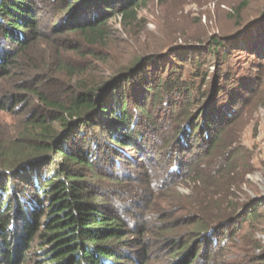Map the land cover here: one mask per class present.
I'll return each mask as SVG.
<instances>
[{"label":"trees","instance_id":"obj_1","mask_svg":"<svg viewBox=\"0 0 264 264\" xmlns=\"http://www.w3.org/2000/svg\"><path fill=\"white\" fill-rule=\"evenodd\" d=\"M149 1L0 0V81L22 77L0 111L26 112L20 135L0 140V264H128L113 189L163 154L155 165L196 198L164 262L264 264V197L239 198L252 171L244 115L264 99V1L234 15L231 33L182 36L108 69L112 27L131 37ZM43 42L57 54L35 51ZM240 53L247 71L229 65Z\"/></svg>","mask_w":264,"mask_h":264},{"label":"rangeland","instance_id":"obj_2","mask_svg":"<svg viewBox=\"0 0 264 264\" xmlns=\"http://www.w3.org/2000/svg\"><path fill=\"white\" fill-rule=\"evenodd\" d=\"M261 1L264 0H150L139 15L141 26L131 37L125 36L119 25L112 27L113 41L107 53L108 69L115 64L126 63L136 52L170 44L174 40H180L182 36L188 41L196 42L206 41L213 33H231L234 31L232 24L234 15L248 19ZM231 5L240 6L242 9L239 8L240 11L235 12L231 10ZM53 13L55 12L49 11L47 18L51 20ZM48 26L51 27L52 23L47 24ZM49 34L54 35L51 32ZM41 49L53 55L57 54L56 51H50L44 42L34 50L39 52ZM58 54L74 56L71 52H58ZM247 59L246 54L240 53L235 54L228 61L234 68L243 67V71H247L249 69L248 64L245 63ZM91 64L96 80V72L104 67L101 66L102 63L94 60ZM34 66L41 65L32 64L31 67ZM258 72L259 70L252 74ZM19 74L12 73L8 78L0 81V94L13 92L22 81ZM256 105L244 115L240 132V147L242 150H249L248 154L251 153L249 157L252 166V171L247 173L245 183L240 189L241 200L254 195L264 197V99L258 101ZM10 107L12 106L0 111L2 141L20 135L23 117L26 115L25 111L20 112L23 109L22 105L13 110ZM164 156L166 154L159 157L157 155L154 163L143 162L141 168L140 165L131 167L128 172L129 178L113 189L117 192L113 195L116 208L121 210L130 222V230L124 239L133 242L127 250L134 254L129 261L122 260L128 264H166L164 261L170 258L171 250L177 243L172 238L191 228L188 225H180V221L186 219L188 215H195L194 212L187 214L185 210L189 203L195 202L196 198L192 196V189L187 180L168 179L164 170H167V166L165 167L167 161L155 165L161 158L165 160ZM164 227H173L170 231L172 237L165 238ZM260 237L264 238V235Z\"/></svg>","mask_w":264,"mask_h":264}]
</instances>
